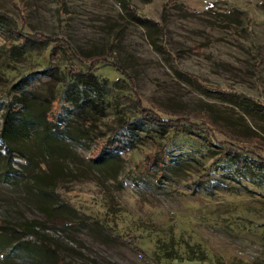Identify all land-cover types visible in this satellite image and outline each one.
I'll use <instances>...</instances> for the list:
<instances>
[{
    "label": "rangeland",
    "instance_id": "1",
    "mask_svg": "<svg viewBox=\"0 0 264 264\" xmlns=\"http://www.w3.org/2000/svg\"><path fill=\"white\" fill-rule=\"evenodd\" d=\"M126 4L154 23L134 22ZM0 10L16 20L22 16L27 32L65 38L81 60L104 57L94 72L126 94L87 127L86 135L68 140L72 159L12 161L39 177L58 173L44 182L53 187L48 204L62 203L76 215L66 222L48 220L39 200L22 188L29 179L23 176L16 187L0 181V219L37 221L38 231L57 243L67 264H264V187L230 180L212 187L196 183L217 156L201 138L163 126L150 132L151 140L143 136L109 173L86 165L113 117L137 111L127 98L126 78L111 62L132 77L144 107L180 118L179 125L198 126L189 129L214 142L264 156V117L222 98L232 91L264 103V0H0ZM3 37L0 33V45ZM51 44L15 59L0 56V99ZM55 53L58 65L73 63L61 48ZM44 87L40 83L38 90ZM31 145L16 144L28 155ZM155 151L171 153L173 161L160 177L158 166L147 164ZM84 215L88 222L79 221ZM127 234L149 258L126 241ZM7 252L0 249V264H55Z\"/></svg>",
    "mask_w": 264,
    "mask_h": 264
},
{
    "label": "trees",
    "instance_id": "2",
    "mask_svg": "<svg viewBox=\"0 0 264 264\" xmlns=\"http://www.w3.org/2000/svg\"><path fill=\"white\" fill-rule=\"evenodd\" d=\"M126 5L127 7L123 5L126 14L134 22L144 27L154 23L138 14L136 9ZM24 25L22 16L16 20L0 10V33L4 36L0 45V56L15 59L40 46L46 48L42 44L50 42L52 44L44 57L34 61L35 66L20 73L10 82L5 95L0 99V181L16 187L17 181H22L23 176H29V179L23 182L22 188L30 192L34 199L39 200V209L48 220L66 222L69 214L76 215V212L62 203H56L55 206L48 204L47 199L53 194V187L46 188L47 183H44L50 182L58 173L43 172L39 177L34 172H28V169L14 167L13 165L17 163L12 161L14 157H21L25 162L39 157L40 163L47 159H72L74 154L69 141L74 138L73 136L86 135L87 127L105 116L110 106L113 107L116 101L126 94L118 91L106 77L94 72L97 65L105 62L104 57L94 56L81 60L76 49L65 38L39 31L27 32ZM56 48H61L64 56L71 57L74 64L58 65L55 61ZM110 65L117 74L126 78L131 93L127 98L132 100L137 111L132 115L113 117L111 123L107 125L108 134L100 142H96V147L87 157L86 165L90 170L96 173H109V170L115 169L117 161L123 159L129 149L136 146L143 136L146 140H151L153 135H150V132H159L160 128L169 127L191 137L201 138L206 143H204L206 150L217 154L216 159L203 174V180H197L196 183H205L207 187H212L216 181L219 183L230 180L238 184L264 187V156L249 147L235 144L224 146L223 142H214L213 139L189 129V127L198 129V126L184 123L179 125L180 118L171 117L161 109L144 107L140 95L133 87L132 77L117 63L111 62ZM43 79H46L45 83ZM40 83L45 86L43 92L38 90ZM222 95L223 99L232 102L245 113L264 117V103L232 91L224 92ZM69 127L77 131L73 133ZM27 141L32 143L30 147L32 156L23 153L16 146ZM149 159L150 162L146 163L148 166L151 164L158 166L159 177L173 162L171 153L167 154L166 151L161 154L155 151ZM37 179L43 182L39 184ZM55 208H59L60 211L55 212ZM65 211L66 213H63ZM84 216L79 219L80 222L89 221L88 216ZM37 225L38 222L35 220L21 223L0 219V249H7L6 255L12 253L21 257L47 258L55 264L59 262L67 264L59 255L57 243L39 232ZM129 236L127 234L125 237L126 241L140 254L149 258V254L136 245L134 237ZM155 264L161 263L155 260Z\"/></svg>",
    "mask_w": 264,
    "mask_h": 264
}]
</instances>
